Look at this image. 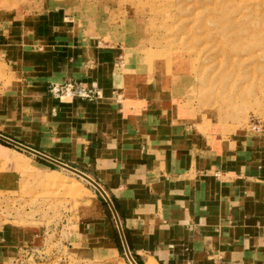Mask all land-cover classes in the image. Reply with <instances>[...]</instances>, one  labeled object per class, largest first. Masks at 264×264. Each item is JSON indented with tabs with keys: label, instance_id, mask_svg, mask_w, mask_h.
<instances>
[{
	"label": "crops",
	"instance_id": "1",
	"mask_svg": "<svg viewBox=\"0 0 264 264\" xmlns=\"http://www.w3.org/2000/svg\"><path fill=\"white\" fill-rule=\"evenodd\" d=\"M57 17H34L32 27L20 28L16 48L6 49L16 52L12 75L22 83L11 96L28 98L17 104L32 105L34 129L44 136L32 149L104 189L137 264H264V131L202 130L181 105L169 110L149 77L132 74V43L96 42L62 28ZM68 80L97 95L54 98L51 87ZM80 204L75 227L87 245L88 200ZM93 204L101 228L91 239L118 253L101 201ZM12 243L0 242V264H13Z\"/></svg>",
	"mask_w": 264,
	"mask_h": 264
},
{
	"label": "rangeland",
	"instance_id": "2",
	"mask_svg": "<svg viewBox=\"0 0 264 264\" xmlns=\"http://www.w3.org/2000/svg\"><path fill=\"white\" fill-rule=\"evenodd\" d=\"M53 13L76 35L125 49L132 43V74L149 77L160 101L169 110L181 105L202 130L228 136L264 126V0H0V131L31 148L44 136L34 129L32 105L17 104L28 98L11 96L22 83L12 75L16 52L6 49L16 48L20 28L32 27L34 17ZM41 161L0 141V242L17 244L13 264H132L102 195ZM96 198L118 253L91 239L101 228L94 223ZM81 199L89 204L87 245L75 227Z\"/></svg>",
	"mask_w": 264,
	"mask_h": 264
},
{
	"label": "water",
	"instance_id": "3",
	"mask_svg": "<svg viewBox=\"0 0 264 264\" xmlns=\"http://www.w3.org/2000/svg\"><path fill=\"white\" fill-rule=\"evenodd\" d=\"M0 141L7 144V145H10L16 149H19L21 151H24L32 156H35L36 158L40 159V160H43L47 163H50L52 165H55L57 167H60L80 178H82L83 180H85L87 183H89L90 185H92L101 195L102 197L104 198V200L106 201V203L109 205L115 219H116V222H117V226H118V229H119V232L121 234V237H122V240H123V244L125 246V249H126V253L130 259V261L132 262V264H136L135 260L133 259L131 253H130V250L128 248V245H127V242H126V239H125V236H124V233H123V229H122V225H121V222H120V219H119V216H118V213L112 203V201L110 200V198L108 197L107 193L104 191V189L95 181L93 180L92 178H90L89 176L85 175L84 173L64 164V163H61L59 161H56L28 146H25L17 141H14L8 137H5L3 135L0 134Z\"/></svg>",
	"mask_w": 264,
	"mask_h": 264
},
{
	"label": "built area",
	"instance_id": "4",
	"mask_svg": "<svg viewBox=\"0 0 264 264\" xmlns=\"http://www.w3.org/2000/svg\"><path fill=\"white\" fill-rule=\"evenodd\" d=\"M51 95L56 99H93L97 95L93 90L72 81L68 80L62 84L54 85L50 89ZM253 131H264V126L260 124L249 125Z\"/></svg>",
	"mask_w": 264,
	"mask_h": 264
},
{
	"label": "bare ground",
	"instance_id": "5",
	"mask_svg": "<svg viewBox=\"0 0 264 264\" xmlns=\"http://www.w3.org/2000/svg\"><path fill=\"white\" fill-rule=\"evenodd\" d=\"M134 264V263H133ZM137 264V263H136Z\"/></svg>",
	"mask_w": 264,
	"mask_h": 264
}]
</instances>
